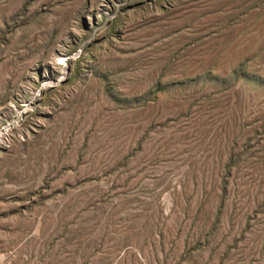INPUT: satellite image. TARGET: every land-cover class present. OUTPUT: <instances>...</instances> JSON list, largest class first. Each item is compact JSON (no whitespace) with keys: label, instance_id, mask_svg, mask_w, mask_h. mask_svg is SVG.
Returning a JSON list of instances; mask_svg holds the SVG:
<instances>
[{"label":"rangeland","instance_id":"rangeland-1","mask_svg":"<svg viewBox=\"0 0 264 264\" xmlns=\"http://www.w3.org/2000/svg\"><path fill=\"white\" fill-rule=\"evenodd\" d=\"M0 264H264V0H0Z\"/></svg>","mask_w":264,"mask_h":264}]
</instances>
